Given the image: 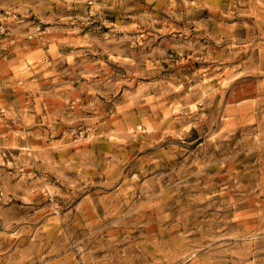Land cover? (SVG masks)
Returning a JSON list of instances; mask_svg holds the SVG:
<instances>
[{
    "label": "rangeland",
    "instance_id": "374dc122",
    "mask_svg": "<svg viewBox=\"0 0 264 264\" xmlns=\"http://www.w3.org/2000/svg\"><path fill=\"white\" fill-rule=\"evenodd\" d=\"M0 264H264V0H0Z\"/></svg>",
    "mask_w": 264,
    "mask_h": 264
},
{
    "label": "bare ground",
    "instance_id": "6f19581e",
    "mask_svg": "<svg viewBox=\"0 0 264 264\" xmlns=\"http://www.w3.org/2000/svg\"><path fill=\"white\" fill-rule=\"evenodd\" d=\"M226 81V80H225ZM222 84V83H221Z\"/></svg>",
    "mask_w": 264,
    "mask_h": 264
}]
</instances>
